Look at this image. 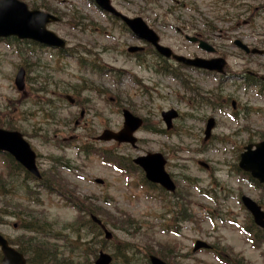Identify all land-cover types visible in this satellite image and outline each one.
Returning <instances> with one entry per match:
<instances>
[{
  "label": "rangeland",
  "instance_id": "rangeland-1",
  "mask_svg": "<svg viewBox=\"0 0 264 264\" xmlns=\"http://www.w3.org/2000/svg\"><path fill=\"white\" fill-rule=\"evenodd\" d=\"M20 1L37 7L44 1L47 11L62 19L48 29L66 41L68 55L20 44L26 53L21 56L14 44L0 41V126L23 133L37 154L40 173L55 182L71 202L95 209L93 215L111 234L110 243L95 247L96 254L101 250L114 254L116 245L127 243L168 264H222L213 252L192 253L195 241L200 240L212 245L224 260L264 264V244L252 245L237 225L249 224L239 195L259 202L264 209V191L249 187L234 170L239 146L264 136V96L252 88L235 87L230 81L222 83L220 93L217 80L190 73L187 76L204 98H211L213 103L232 100L240 107L236 115L210 106L196 111L186 101L179 82L157 78L123 54L127 47L140 42L111 24L87 0ZM111 2L122 14L142 18L159 35L161 44L176 54L202 55L183 39L184 34L196 31L208 36L207 41L227 61L229 71L248 70L264 75V58L248 57L232 48L234 39L250 47L264 46V0ZM73 10L82 19L73 17ZM91 62L101 63L108 72L90 73L86 63ZM20 67L26 73L24 92H18L14 85ZM227 95L231 99H225ZM65 96L75 99L77 106L69 104ZM124 108L142 118L145 128L157 131L165 128L161 112L174 109L179 117L173 122L170 136L146 129L136 133V149L93 142V137L105 127L114 131L121 128L120 110ZM80 112L84 113L82 117ZM209 117L214 118L216 126L213 138L203 144L204 121ZM75 121L79 124L75 125ZM62 142L64 145L58 147ZM86 143L129 159L149 152L162 153L167 158L166 169L175 182L177 196L184 200L192 221L179 223L176 228L173 211H179L180 203L174 197L160 194L155 188L145 189L140 173H118L100 157L84 153ZM58 161H69L76 169L64 171L58 167ZM198 161L209 168H200ZM5 166V158L0 157V176L6 173ZM184 175L190 176L195 185L183 183ZM96 179L103 183H95ZM33 190L31 198L39 199L40 204L25 205L19 195L0 200V233L10 241L25 234L22 222L30 214L50 222L51 235L79 217L70 201L42 189L40 193L35 187ZM23 206H28L24 217L13 216ZM93 260L90 257L91 264ZM120 262L119 257L114 264Z\"/></svg>",
  "mask_w": 264,
  "mask_h": 264
},
{
  "label": "water",
  "instance_id": "water-1",
  "mask_svg": "<svg viewBox=\"0 0 264 264\" xmlns=\"http://www.w3.org/2000/svg\"><path fill=\"white\" fill-rule=\"evenodd\" d=\"M94 2L100 9L119 17L125 22L127 27L137 38L153 44L160 54L167 57L170 55V51L167 48L157 45V36L153 31L147 28L140 18L128 19L127 17L122 16L110 6L109 0H94ZM55 21L56 18L49 14L40 11H28L26 5L18 0H0V38L16 36L18 39H30L41 45L53 48H63V40L58 38L52 32L47 31L45 28L47 23ZM235 45L246 53L251 52L252 54L264 55V51L256 49L249 51L245 45L238 41L235 42ZM199 47L207 52L213 51V49L204 42H199ZM137 49L138 48L135 47L129 48V51L133 52ZM176 59L184 62L186 65L223 73L224 61L222 59L185 60L179 57H176ZM23 76L24 72L20 69L15 77V85L18 90L23 89ZM175 117L176 113L174 111L162 113L163 121L168 128L171 125L170 121ZM123 118L124 123L122 130L117 133L105 130L98 140H114L118 143H130L131 145H134L135 139L132 137V134L141 126L142 122L140 119L133 117L126 110L123 111ZM213 124L212 119L207 121L204 140L209 138ZM0 152L10 154L29 172L38 177L34 165L35 155L20 133L0 129ZM134 163L139 165L145 171L146 179L148 181L161 185L168 192L174 191L175 186L164 171L165 160L160 154H147L138 157L134 160ZM199 164L204 166L202 163ZM239 168L250 173L253 178L257 179L259 182L264 183V141L254 145V149H252V145L245 147V151L240 155ZM241 201L244 207L252 215L255 224L264 228V212L261 211L260 207L247 197H242ZM93 220L97 224H100L97 219L93 218ZM105 236L108 238L110 234L105 232ZM206 247L207 246L204 243L197 241L195 243L194 251ZM0 251L2 254L1 264H25L23 256L14 248L10 247L2 236H0ZM110 262L111 257L108 254L99 252L94 264H109ZM150 263L165 264L152 256L150 257Z\"/></svg>",
  "mask_w": 264,
  "mask_h": 264
},
{
  "label": "trees",
  "instance_id": "trees-1",
  "mask_svg": "<svg viewBox=\"0 0 264 264\" xmlns=\"http://www.w3.org/2000/svg\"><path fill=\"white\" fill-rule=\"evenodd\" d=\"M72 15L77 19H82V17H78L76 11H73ZM5 171L6 173L0 176V200L4 202L7 197L15 198L16 195L22 196L21 194L29 195L32 193L31 184H33V180L21 168L13 165V170L8 173L7 169ZM183 178L190 181L188 176ZM40 186L46 188L42 181ZM29 201L34 200L30 199ZM181 204L184 205L183 202ZM75 207L78 209L79 217H76L73 222L61 226L59 232L52 235L49 234L50 222L45 221L42 217L39 219V215L30 214L26 216V221L22 222L24 223L22 230L25 234L19 236L13 244L23 254L27 264H91L90 257L96 256L95 247L105 245L106 242L99 227L92 223L88 217L94 213L95 209H86L79 205H75ZM21 208V211L13 212V216L21 215L24 217L28 206ZM53 240L60 241L62 244L52 242ZM67 243L70 247L66 245ZM138 253L128 244H122L121 247L116 245L114 258L118 260L120 257L121 264H148L147 254L151 252L143 251L140 255Z\"/></svg>",
  "mask_w": 264,
  "mask_h": 264
},
{
  "label": "flooded vegetation",
  "instance_id": "flooded-vegetation-1",
  "mask_svg": "<svg viewBox=\"0 0 264 264\" xmlns=\"http://www.w3.org/2000/svg\"><path fill=\"white\" fill-rule=\"evenodd\" d=\"M193 36H194V37H199V38H200V37H201V34H200V33H197V32H194V33H193ZM167 71H169V69H167ZM212 75H213V74H212ZM251 76L254 77V75H252V74H251ZM227 77H228V76H227ZM220 79L222 80L223 78L220 77ZM75 104H76V103L74 102V106H75ZM76 105H77V104H76ZM232 106L235 108V104H234V103L232 104ZM78 124H79L78 121H75V125H78Z\"/></svg>",
  "mask_w": 264,
  "mask_h": 264
}]
</instances>
